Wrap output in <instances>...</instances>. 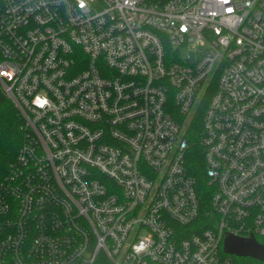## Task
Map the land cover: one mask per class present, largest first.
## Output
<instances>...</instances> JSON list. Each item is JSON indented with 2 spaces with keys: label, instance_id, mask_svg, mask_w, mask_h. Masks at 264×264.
<instances>
[{
  "label": "built area",
  "instance_id": "obj_1",
  "mask_svg": "<svg viewBox=\"0 0 264 264\" xmlns=\"http://www.w3.org/2000/svg\"><path fill=\"white\" fill-rule=\"evenodd\" d=\"M0 82L25 134L0 264H234L228 234L264 242V0H0ZM209 92L205 228L186 124Z\"/></svg>",
  "mask_w": 264,
  "mask_h": 264
},
{
  "label": "trees",
  "instance_id": "obj_2",
  "mask_svg": "<svg viewBox=\"0 0 264 264\" xmlns=\"http://www.w3.org/2000/svg\"><path fill=\"white\" fill-rule=\"evenodd\" d=\"M212 92L206 94L200 109L193 119L187 125V137L191 144L189 154V168L196 177L198 190L202 198V213L198 223L202 227H210L209 219L213 217L211 208L212 189L208 184L205 173L203 149L200 146V140L203 133V117L209 105ZM25 134L23 131V121L17 108L7 95L0 82V186L5 180L10 164L15 161L17 155L24 143ZM260 243L264 242L258 239ZM226 255V254H225ZM232 258L234 264H264V262L251 258L226 255ZM96 264H109L104 258Z\"/></svg>",
  "mask_w": 264,
  "mask_h": 264
},
{
  "label": "water",
  "instance_id": "obj_3",
  "mask_svg": "<svg viewBox=\"0 0 264 264\" xmlns=\"http://www.w3.org/2000/svg\"><path fill=\"white\" fill-rule=\"evenodd\" d=\"M223 250L227 255L264 262V244L260 243L254 236L244 238L228 234L224 239Z\"/></svg>",
  "mask_w": 264,
  "mask_h": 264
}]
</instances>
